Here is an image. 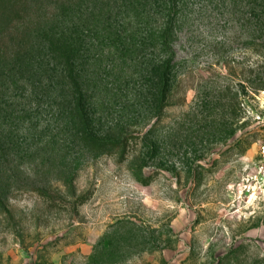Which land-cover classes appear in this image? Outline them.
<instances>
[{
    "label": "rangeland",
    "instance_id": "374dc122",
    "mask_svg": "<svg viewBox=\"0 0 264 264\" xmlns=\"http://www.w3.org/2000/svg\"><path fill=\"white\" fill-rule=\"evenodd\" d=\"M174 2L168 101L149 69L88 104L102 141L133 134L123 157L71 143L64 102L11 103L0 264H264V0ZM51 139L72 185L31 156Z\"/></svg>",
    "mask_w": 264,
    "mask_h": 264
},
{
    "label": "trees",
    "instance_id": "16d2710c",
    "mask_svg": "<svg viewBox=\"0 0 264 264\" xmlns=\"http://www.w3.org/2000/svg\"><path fill=\"white\" fill-rule=\"evenodd\" d=\"M175 6L174 0H0V166L5 167L0 177H15L11 166L15 153L3 123L9 124L14 112L11 103L18 98L64 102L61 116L68 114L65 130L70 131L71 143L109 147L110 153L121 157L129 153L133 134L102 141L88 104L109 91L121 92L133 84V77H144L149 69L159 80L156 97L168 101ZM145 49L169 56L153 60V54L145 64ZM52 139L30 155L37 158L44 149L48 151L50 175L72 185L73 163L62 164L65 149L52 146L56 143ZM54 151L61 159L55 158ZM33 189L44 193L47 187L40 184Z\"/></svg>",
    "mask_w": 264,
    "mask_h": 264
},
{
    "label": "built area",
    "instance_id": "2783aa9c",
    "mask_svg": "<svg viewBox=\"0 0 264 264\" xmlns=\"http://www.w3.org/2000/svg\"><path fill=\"white\" fill-rule=\"evenodd\" d=\"M257 175H255V181L264 187V142L259 146V159L256 164Z\"/></svg>",
    "mask_w": 264,
    "mask_h": 264
}]
</instances>
